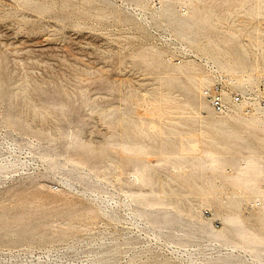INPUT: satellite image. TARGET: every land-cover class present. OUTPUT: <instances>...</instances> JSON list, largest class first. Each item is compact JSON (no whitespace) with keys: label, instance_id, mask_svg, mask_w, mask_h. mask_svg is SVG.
<instances>
[{"label":"rangeland","instance_id":"374dc122","mask_svg":"<svg viewBox=\"0 0 264 264\" xmlns=\"http://www.w3.org/2000/svg\"><path fill=\"white\" fill-rule=\"evenodd\" d=\"M205 1L220 15L256 2ZM18 2L0 0V264H264V220L255 208L264 206V143L230 122L241 138L229 145L239 154L223 152L218 143L228 136L213 131L216 142L204 139L200 150L217 152L216 166L198 161L200 151L180 152L178 132L199 129L189 104L201 102L185 76L173 80L140 57L153 48L170 56L168 39L177 38L154 8L118 22L97 17L83 0H49L46 12ZM242 12L227 16L229 23H264ZM228 28L207 33L232 50L240 42H228ZM244 77L241 85L251 84ZM151 106L166 113L157 120L164 134L148 128L140 135ZM233 157L253 160L243 170L259 189L230 181ZM67 177L72 184H61ZM235 196L245 197L241 224L249 239L226 221ZM199 220L216 231L227 227L224 238L202 236Z\"/></svg>","mask_w":264,"mask_h":264},{"label":"bare ground","instance_id":"6f19581e","mask_svg":"<svg viewBox=\"0 0 264 264\" xmlns=\"http://www.w3.org/2000/svg\"><path fill=\"white\" fill-rule=\"evenodd\" d=\"M16 1H19V2L21 1L24 5L32 6L38 11L46 12L48 10L49 0H16ZM76 1H79V0H62L64 5H70ZM83 1H87V2L94 4V10L96 13L95 15L97 17L107 18V17L112 16L118 22H122L125 20L135 21L133 14L138 15L139 12L141 11L143 12V10L145 9L154 8L159 18L161 17L164 23L172 29V32L177 37L176 39H178V41H180L186 48L190 46L194 48L195 50H197L199 53L204 54L205 57L211 60L224 74L238 77L241 83H242V80L245 79L244 76H248L250 83L252 85H258V83L264 78V47H263L264 46V23L260 21H255L254 23L252 22L253 24H245L244 26L238 25L236 23H232L231 25L229 23V17L233 16L235 13H239V10H242L243 11L242 13L246 16H249V19L251 20L264 18V0H256L255 3H253V1L251 3L250 1L239 2L236 5H234L233 8L230 6L227 7L228 11L225 13V15H222V14L220 15L216 13L215 11L216 7L215 5L212 4L213 1L211 3H208L205 0H83ZM228 2H229L228 0L223 1L222 3H220V7H223V5H228ZM215 3H218V2H215ZM140 18L138 20H140ZM225 25H228L229 26L228 29H230V33H229L230 37H228L227 39L228 42L230 41L233 43L237 41L240 42L238 43L239 46L233 45L232 50L226 46L227 42L222 40L221 37L219 36L214 37L211 34L207 33L210 30H215L216 28L225 27ZM248 25L249 27L247 29L246 27ZM152 52L153 53L149 54V56L141 53L140 57L143 59L146 57L148 59L152 58L157 63V65L164 67L166 70L169 71V74L172 76L171 79L173 80L178 79L179 75L185 76L188 79L191 86L193 87V91L196 93L197 98L201 102L199 108H196L189 104L191 109L194 111L193 114H195V117L194 116L193 117L200 119V122H198V124H195L198 126L199 129H197L194 132L193 130H191V132L186 133L187 135H185V133H182L181 130L180 132H178V136H179L178 138L180 140L178 148L180 149V152L182 154L184 153L187 154L186 152L188 150L191 151L192 153L195 152L197 154H198V151H200L199 154H201V156L198 158V161L199 160L203 161L204 158H207L210 160L211 165L216 166L219 163V161L222 160V157L217 156L216 155L217 152L215 153L211 149L204 150V151L200 150V148H202L201 144L204 143V139L207 140L208 142L209 141L212 142L215 140L214 139L215 137L212 138L213 136H210V133L212 131L213 133L216 132L217 134L221 133L225 136H228V139L224 142V144L223 142L222 144L218 143V145L220 146L223 152L228 154L229 152L233 151L234 152L233 154H239L240 152L238 149L232 148L229 145L230 143H232L230 142L232 139L241 138L240 134L236 132L235 130H233L232 124H230V122L239 124L241 127H243L244 133L253 134L257 139H259L262 143H264V112L257 113L251 116H245L238 108H235L230 113H228L226 116L216 117V114L214 115L211 108L202 101L203 88L206 87L211 82L210 78L206 75V73L202 69V66L198 62H196V60L191 59L184 63L175 64L171 68L170 65H168V61H171V60L169 59V55L166 54L165 51L159 50L158 48H153ZM146 94H148V92ZM168 96L170 95L167 94V97H166L167 99H169ZM151 107L149 110L153 108ZM160 107H155L152 109L151 111L152 116L150 115L151 116L150 119L140 120L142 124L141 126H139L140 135L142 132H145L146 129L148 128H149L148 130L149 132L151 130L153 133L157 135L158 133L164 134L163 128H160L161 126L159 127L157 125L158 124L157 120H159V122L160 121L162 122L165 119L164 116L166 114L163 112L164 110H162V108ZM204 110L207 111L208 113L207 116L205 115ZM118 117L119 116H117V118ZM173 128H176V127H173ZM169 132L171 131L169 130ZM173 134L175 133H172V135ZM173 136H176V134ZM149 137L151 138V136H148V138ZM152 138L154 137L152 136ZM171 142L174 143V140L172 139ZM214 142H216V140ZM177 146L178 145H176V147ZM233 158L235 160L234 165L236 167V173H233V177L231 178L230 181L250 191H255L256 189H259L260 187H258L257 182L249 178L250 173H248L247 170L245 171L243 170L245 168H247L248 170L253 168L254 167L253 165H255L253 160L251 158L244 157L243 159H241V163H240V161L236 160L235 157ZM226 172L231 173L233 171L229 167ZM263 176H264V173H263ZM61 180H62L61 184H65L67 186L68 184L71 183L68 177L66 179H61ZM195 184L198 186L200 191L204 193L208 192V190L206 189V187H204L203 184L201 185V184H198L197 182H195ZM218 184H220V186L218 185L219 187L224 186V184L221 181H219ZM222 189L224 190V188ZM227 190L225 189L224 191H226L227 193L229 192ZM260 190H264V188H261ZM223 194H225V192ZM257 197L259 198L260 196L257 195ZM240 198H245V197L235 196L232 198L233 201L230 204H228L227 208L229 210V213L227 214L226 221L233 226L236 232H239L240 234H242L243 238L249 239V236L246 235L242 231L243 226L241 224V221L243 220L242 212H247L249 210L245 208L244 206L245 202L240 201L239 200ZM223 199L224 198L222 197V200ZM257 205L256 207L255 206L254 207L258 209V213H260L261 218L264 220V206L258 207ZM198 208H195L196 210L195 212H199ZM195 227L198 228V231L201 232L202 236L207 235L208 239L213 240V241H219L222 238H224L225 232L227 230V227H223V229H221L220 231H216L212 229L210 226H205L204 222L200 220L198 221L197 224H195ZM256 254H260V253L257 251ZM241 256H243V254Z\"/></svg>","mask_w":264,"mask_h":264},{"label":"built area","instance_id":"2783aa9c","mask_svg":"<svg viewBox=\"0 0 264 264\" xmlns=\"http://www.w3.org/2000/svg\"><path fill=\"white\" fill-rule=\"evenodd\" d=\"M172 45L169 59L184 62L187 58L199 61L205 68L211 82L203 89L205 103L217 116H226L238 108L245 116L264 112V82L252 86L247 82L242 86L233 76L224 74L211 60L195 54L181 42L171 37Z\"/></svg>","mask_w":264,"mask_h":264}]
</instances>
